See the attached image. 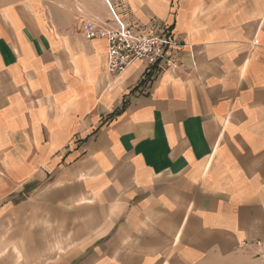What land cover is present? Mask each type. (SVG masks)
<instances>
[{
	"label": "crops",
	"instance_id": "crops-1",
	"mask_svg": "<svg viewBox=\"0 0 264 264\" xmlns=\"http://www.w3.org/2000/svg\"><path fill=\"white\" fill-rule=\"evenodd\" d=\"M112 10L181 42L149 87L86 36L116 28ZM258 241L264 0L0 11V264H259Z\"/></svg>",
	"mask_w": 264,
	"mask_h": 264
},
{
	"label": "built area",
	"instance_id": "built-area-1",
	"mask_svg": "<svg viewBox=\"0 0 264 264\" xmlns=\"http://www.w3.org/2000/svg\"><path fill=\"white\" fill-rule=\"evenodd\" d=\"M112 13L116 28L89 27L86 34L88 39L99 37L107 41L110 74L119 76L134 63L140 62L145 66L143 82L149 87L161 71L176 66L169 53L179 48L181 42L169 35L165 27L140 31L126 25L113 10ZM255 247L259 250V264H264V242H256Z\"/></svg>",
	"mask_w": 264,
	"mask_h": 264
},
{
	"label": "rangeland",
	"instance_id": "rangeland-1",
	"mask_svg": "<svg viewBox=\"0 0 264 264\" xmlns=\"http://www.w3.org/2000/svg\"><path fill=\"white\" fill-rule=\"evenodd\" d=\"M25 2V0H0V11H3L4 9L12 6L13 4H21ZM18 200H21V198H18ZM20 259L17 257V260Z\"/></svg>",
	"mask_w": 264,
	"mask_h": 264
}]
</instances>
